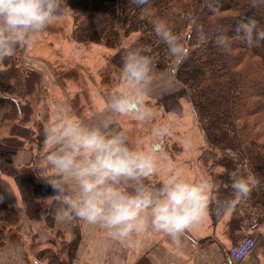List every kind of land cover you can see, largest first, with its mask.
Returning <instances> with one entry per match:
<instances>
[{
    "label": "clouds",
    "instance_id": "clouds-1",
    "mask_svg": "<svg viewBox=\"0 0 264 264\" xmlns=\"http://www.w3.org/2000/svg\"><path fill=\"white\" fill-rule=\"evenodd\" d=\"M129 2L153 24L155 35L167 46L173 64L179 65L188 58L190 49L184 37L168 20L153 18L151 0ZM250 6L262 8L264 0H250ZM209 10L219 12L218 3H210ZM66 12L65 0H0V61L14 57L18 48L31 47ZM236 32L249 48L264 41V28L254 17L241 19ZM195 33L201 44L211 34L216 47L231 54L232 41L222 27L206 32L197 25ZM154 81L150 58L141 47L133 46L122 57L119 87L106 94L105 105L94 122L74 117L63 102L50 106L51 115L42 129L43 165L38 166L37 172L53 190L50 199L58 205V222L82 220L129 242L152 230L181 248L190 239L188 233L210 215L213 203L215 214L222 217L250 198L258 181L247 167H238L229 174L232 192L224 199L215 198L217 186L207 179L192 181L174 170L175 164L163 147L172 131L168 124L153 127L154 139L147 145L143 140L130 143L126 131L115 130L120 116L141 124L156 119L155 106L146 100ZM160 161L170 174L154 188L145 181L157 173ZM252 246V240H241L232 249L227 264L246 260Z\"/></svg>",
    "mask_w": 264,
    "mask_h": 264
},
{
    "label": "trees",
    "instance_id": "trees-1",
    "mask_svg": "<svg viewBox=\"0 0 264 264\" xmlns=\"http://www.w3.org/2000/svg\"><path fill=\"white\" fill-rule=\"evenodd\" d=\"M210 3H218L219 12L210 11ZM65 4L73 17L71 36L76 43H99L113 50L139 46L159 71L173 70L176 80L189 92L195 118L206 139L199 159L208 165L209 181L217 186L215 198L231 194L229 174L238 167H247L258 181L250 198L230 213L226 232L232 244L252 234L259 240V249H263L264 41L259 50L249 48L237 34L236 25L243 18L254 17L264 28V7L254 9L250 0H151L153 18L168 20L190 49L188 58L175 65L167 46L155 35L153 24L129 0H65ZM197 25L206 32L222 27L232 41L231 54L216 47L211 34L207 42L199 43ZM19 54L4 60L6 67L0 69V129L8 127V134L0 136V171L20 186L29 218L45 215L46 222L52 223L58 205L50 199L54 195L51 186L39 177L37 168L14 164L26 141L43 146L44 125L36 124L39 128L33 139L30 129L22 123L30 119V107L21 100L29 93L34 95L41 74ZM4 199L0 190V247L8 229L21 223L19 211L4 204ZM210 207L212 222L217 224L224 216L215 214L214 203ZM75 222V240L64 243L57 253H39L48 258V264H73L80 240L79 220ZM62 252L67 261L60 258Z\"/></svg>",
    "mask_w": 264,
    "mask_h": 264
},
{
    "label": "rangeland",
    "instance_id": "rangeland-1",
    "mask_svg": "<svg viewBox=\"0 0 264 264\" xmlns=\"http://www.w3.org/2000/svg\"><path fill=\"white\" fill-rule=\"evenodd\" d=\"M72 27L73 17L67 10L64 16L54 21L44 33L37 37L31 47L17 49L16 55L20 53L21 55L18 56L24 58V62L30 68L38 70L41 74V80L33 90L34 95L31 96L29 93L27 98L21 100L30 107V119L22 123L30 129L33 139L39 128L36 124H44L45 118L49 119L50 106L54 102L59 101L68 105L74 117L80 119L74 112L76 111L81 115L91 116L89 122H94L105 105L106 94L119 87V71L127 47L113 50L99 43L78 44L72 39ZM253 48L261 49L259 46ZM150 60L155 81L153 90L146 100L155 106L156 119L141 124L131 117L120 116L117 117L118 123L115 125V130L118 128V130L126 131L130 143L134 144L137 140H143L147 145L154 139L153 127L158 124H168L172 131L165 138L163 147L164 152L175 164L174 170H179L185 175L184 171L192 175L195 172L201 173L211 180L208 165L199 159L206 139L195 118L189 92L176 80L173 70L161 72L155 67L153 59L150 58ZM5 67L4 61H0V69ZM7 134L8 127L4 125L0 129V136ZM24 146L20 152L23 158L29 156L28 162L24 165L34 168L42 166L40 162L43 160L45 151L43 146L39 148L33 140L26 141ZM160 164L161 167L156 174L168 173L166 165L162 161ZM7 177L13 179L14 195H20L23 203V191L21 192L20 186L13 177ZM11 201H14L13 197ZM25 208L24 204L21 209L19 208L20 218L22 214L27 215ZM27 217L31 220L28 215ZM42 218L45 219V215L31 221ZM57 223L55 220L52 223L45 220L37 226L35 223L30 225L25 221L24 224L20 223L17 227L8 229L4 234L5 241L0 247V264H48V258L39 256L42 250L57 253L64 243L73 241L76 237V222H73L71 231L66 227L67 223ZM78 229L81 239V230ZM260 233L264 235V228H261ZM247 237H252L256 246L247 259L239 264H264V248L259 249L261 245L258 238L252 234L246 235L245 238ZM239 242H234L224 251L225 261L229 256L230 247ZM60 256L64 259L63 261H67L65 253H60ZM74 257L76 258V255ZM143 264H146V261L143 260Z\"/></svg>",
    "mask_w": 264,
    "mask_h": 264
},
{
    "label": "crops",
    "instance_id": "crops-1",
    "mask_svg": "<svg viewBox=\"0 0 264 264\" xmlns=\"http://www.w3.org/2000/svg\"><path fill=\"white\" fill-rule=\"evenodd\" d=\"M74 112L77 113L80 120L91 123L89 122L91 116L81 115L76 111ZM28 160L29 156L28 158H23V155L19 152L14 159V164L17 167H21ZM40 164L43 165V160H41ZM184 172L186 173V175L182 173L184 177L192 181L207 179L201 173L195 172L192 175L187 173V171ZM169 174V172H158V174L147 178L145 183L157 188ZM12 181V178L0 172V190L5 196L4 204L19 210V208L21 209L23 207V203L20 195H14L12 189L14 181ZM11 197L14 198V201H11ZM230 216L231 214L224 216L216 224L212 222L211 216L209 215L201 225L194 227L188 233L190 239L186 240L184 246L181 248L173 246L166 236L152 230L134 236L132 241L129 242L128 240H120L109 235L106 230L101 229L99 226L89 225L79 220L81 239L77 249L76 259L73 263L143 264L144 260L146 264H227L229 256L225 261L224 251L232 244V240L226 232L227 222ZM43 219L31 221L25 213L22 214L21 223L24 224L27 221L30 225H34L35 223L38 226L41 222L44 223L45 219L42 221ZM55 222L58 221L55 219ZM73 222L74 219L64 222L67 223L66 227L70 228V231ZM59 223L61 224V222L57 224ZM46 227L48 226L46 225Z\"/></svg>",
    "mask_w": 264,
    "mask_h": 264
},
{
    "label": "built area",
    "instance_id": "built-area-1",
    "mask_svg": "<svg viewBox=\"0 0 264 264\" xmlns=\"http://www.w3.org/2000/svg\"><path fill=\"white\" fill-rule=\"evenodd\" d=\"M243 240H252V241H253V246H252V248H251V250H250V252H249V254H248V256H249V255L251 254V252L253 251V249L255 248V246H256V242H255V240H254L252 237H247V238H244ZM238 244H239V243L234 244V245H232V246L230 247V249H229V257L231 256L232 249H233L234 247H237ZM242 261H244V260H242ZM242 261H240V262H242ZM240 262H238V264H239Z\"/></svg>",
    "mask_w": 264,
    "mask_h": 264
}]
</instances>
